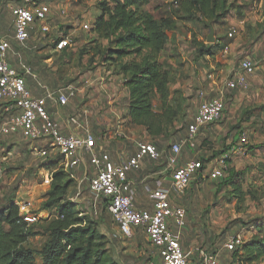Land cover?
Listing matches in <instances>:
<instances>
[{
    "label": "rangeland",
    "instance_id": "1",
    "mask_svg": "<svg viewBox=\"0 0 264 264\" xmlns=\"http://www.w3.org/2000/svg\"><path fill=\"white\" fill-rule=\"evenodd\" d=\"M97 1L50 0L54 12L51 32L45 36L33 35L21 47L12 40L14 27L10 4L13 0H0V39L6 37L12 42L13 52L19 54L14 57L15 64L21 59L28 66L32 74L27 76L32 84L36 86V83H40L52 89L72 85L80 100L76 101V97L74 100L70 99L68 112L79 115L81 111H86L88 115L85 117L82 112V120L87 125L103 129L107 125L115 126L117 122L125 124L127 96L122 75H117L110 64H102L101 56L97 53L98 45L105 46L107 42L98 39L90 29L83 31L78 25V22L91 24L100 14ZM217 1L219 7L211 20L202 17L199 12L187 14L182 9L178 11L180 0H146L142 7L155 17H177V27L170 40L180 37L178 46L185 61L180 64L182 67L177 68L175 65L180 60L176 58L177 62L166 66L172 74L170 89L178 90L180 98H186V101H181L187 107V113L176 121V127H180L183 122L188 125L195 104L206 99L207 95L196 98L197 90L199 93L208 87L210 79L205 76L214 75L218 79L222 77L225 86L233 79L243 57L259 63L255 73L247 80L248 87L235 89L224 98L225 109L216 121L222 130L216 129L209 138L200 142L199 149L204 151V155L198 157V160L206 163L225 153L237 143L243 132L247 134L245 151L226 159L223 178L213 180L204 173L201 176L195 175L183 193L169 188L173 195L172 202L181 205L186 212V224L181 230V245L184 249H194L193 252L197 248L208 251L223 249V242L232 235L241 234L245 242L257 233L258 228L264 227V62L259 61L264 51V0ZM59 4L66 9L65 17L57 14ZM75 20L77 24L72 23ZM211 28L213 41L209 42L207 37ZM229 33L232 37L228 36ZM66 34L71 39L66 50L54 51L53 41ZM169 44L172 45L170 42ZM226 45H229L227 51L224 49ZM208 48L211 52L209 54L206 52ZM167 51L168 49L165 55L170 52ZM185 70L191 71V77L195 75L196 78H190L188 74L184 76ZM199 72L200 80L197 79ZM184 89L191 91L189 95H184ZM186 127L184 131L187 130ZM144 131L146 133L145 129ZM134 135L137 136V141L154 144L161 152V157L153 162L156 170L161 171L158 175L160 185L167 188L163 177L171 176L172 172L167 166L166 156L170 153L171 144L180 140L176 137L178 131H171L166 137L155 140H151L140 129ZM39 145L19 137L8 143V154L0 158V211L8 204L29 202L31 212L38 218L34 229L40 230L43 226L41 220L49 218L48 211L42 210L41 206L47 198L45 194L52 171L62 169L70 176H75L69 197L76 202L78 210L96 220L98 226L103 223L108 226L113 224L116 230V223L107 212L104 202H94L88 182L82 183L81 195L77 197L75 186L79 174L68 172L64 157L53 150L46 156L39 155ZM188 153L187 143H182L177 159ZM132 235L131 238L122 235L120 244L127 252L144 251L143 257L138 258L142 263L143 259L153 255L155 249L147 242L143 231L134 230ZM46 238L40 233L30 236L25 244L33 251L35 264L42 261L41 250ZM134 238H137L138 245L135 241L132 242ZM224 253L223 264H238L233 262L231 253ZM191 263L197 262L189 258L188 264Z\"/></svg>",
    "mask_w": 264,
    "mask_h": 264
},
{
    "label": "built area",
    "instance_id": "2",
    "mask_svg": "<svg viewBox=\"0 0 264 264\" xmlns=\"http://www.w3.org/2000/svg\"><path fill=\"white\" fill-rule=\"evenodd\" d=\"M12 24L14 27L13 39L21 47L33 35L45 36L51 32V19L54 17L52 5L49 0H14L10 5ZM57 14L65 17L67 14L63 5L58 6ZM72 23L77 24V20ZM83 31L91 28L89 22L79 23ZM229 37L232 34L229 33ZM69 36L61 35L53 41L54 51H62L69 45ZM224 49L227 51L229 45ZM13 52L9 39H0V158L9 152L8 143L16 137L33 143H39V155L46 156L49 151L56 152L66 161L74 158L79 153L89 154V164L93 166L94 174L88 180L89 192L93 194L96 203L102 200L107 212L112 216L119 233L131 238L135 229L143 231L151 246L156 249L159 261H149L148 264H188L192 254L181 245V230L186 224L185 209L173 203L170 199V190L159 184L151 192L152 210L138 209L134 205L135 192L128 179V174L138 170L145 157L158 160L161 152L151 143L138 142L136 151L132 155L115 162L109 153L94 151L95 137L93 133L85 130L83 134H64L58 123L52 118L47 108L49 101H55L61 106L67 105L70 98L76 95L72 85L46 90L42 97H36L26 85V75L32 74L24 63H19L21 72L14 68L9 61ZM259 61L264 62V51ZM259 63L249 57L239 61L233 79L229 81L220 95L210 99H202L197 105L192 122L187 125L188 137L193 140L201 129L215 124L220 119L225 109V90L239 87H248V77L252 76ZM199 96L204 98L205 91H200ZM185 141H175L170 146V153L166 156L167 166L172 172L173 190L183 193L195 175L204 173L210 179L216 180L225 175L226 159L242 154L247 143V134L243 132L237 143L228 151L215 159L202 163L195 159L178 163L177 155ZM6 158V157H5ZM76 190V196H80ZM71 199V198H70ZM73 200V199H71ZM18 206L19 216L27 224L38 221L31 212L30 203H15ZM243 242L241 234L229 236L222 244L223 249L232 251L238 249ZM197 264H220L219 255L204 248H197Z\"/></svg>",
    "mask_w": 264,
    "mask_h": 264
},
{
    "label": "trees",
    "instance_id": "3",
    "mask_svg": "<svg viewBox=\"0 0 264 264\" xmlns=\"http://www.w3.org/2000/svg\"><path fill=\"white\" fill-rule=\"evenodd\" d=\"M96 4L100 14L91 22L90 30L107 42L97 49L102 64H110L123 77L128 123L143 127L151 140L164 138L171 131L183 132L187 124L176 127L175 123L187 113L181 101L186 98L170 89L172 74L161 59L177 27V17H155L144 11L146 0H98ZM180 5L178 11L199 12L211 20L219 1L180 0ZM206 52L211 53L209 48ZM74 177L62 169L52 171L47 198L41 206L49 218L41 220L40 230L34 229L36 223L23 221L14 203L0 211V264H35L33 251L25 244L30 236L40 233L47 238L39 264H119L97 221L83 215L70 199ZM256 232L230 251L233 262L264 264V227Z\"/></svg>",
    "mask_w": 264,
    "mask_h": 264
},
{
    "label": "crops",
    "instance_id": "4",
    "mask_svg": "<svg viewBox=\"0 0 264 264\" xmlns=\"http://www.w3.org/2000/svg\"><path fill=\"white\" fill-rule=\"evenodd\" d=\"M142 9L144 11L148 12L145 8H142ZM12 19H13V17H12ZM179 39H180V37H176V38H174V40H169L167 43L168 45H167L166 49H168V51H170V52H169V54L165 55V53H166V50H165L163 53V56L161 57L162 60L167 59V61L166 60L165 61L167 63H170V64H172V62H174V63L177 62V60L179 59L180 61H178V63L175 65V66H177V68L182 67L180 64H182L185 61L184 60L185 57L183 55H181L182 51L178 46L179 45L178 44ZM12 40H14L13 37H12ZM169 42L172 45H170ZM10 43L12 44L11 41H10ZM168 51H167V53H168ZM17 55L19 56V54H17ZM14 57H15V54H13V53H11V55H9L10 64L14 68H16L17 70H19L21 72L22 69H20L19 63L20 62L22 63V60L18 59L19 60L18 63L15 64L16 59ZM176 58H177V60H176ZM184 67H185V64H184L183 68ZM186 67H187V65H186ZM190 72L188 70H185L184 76L186 74H188L190 76V78H196L195 75H193L191 77ZM200 76H201V74L199 72V74H197L198 80H200ZM205 77L208 80L210 79V82L207 83L208 87H207V89H205V93L207 95L206 99H210V98H213L215 96L220 95L221 92L224 90V88H226L223 84L224 81H223L222 77H220V79H218L217 77L215 78L214 75H208ZM25 78H26V85H27L28 89L31 90L32 94L36 97L44 96L46 94L47 89H49V90L55 89V88L52 89V88L47 87V86H42L40 83H36L37 85L35 86L34 84H32L30 82L27 75ZM235 89H239V87H235V88L225 90V97H228V94H231V92L233 93V91ZM125 90H126L125 95L127 96V94H128L127 89L125 88ZM184 90H185L184 95L185 96L189 95L188 93L190 90L189 89H184ZM198 91L199 90H197V92ZM197 92H196V98L199 99L200 96H199V93H197ZM75 97H76V101L80 100L77 97V95L70 98V99L74 100ZM69 101H68V103H69ZM68 103H67V105L69 106L70 103L69 104ZM67 105L61 106V105L57 104L55 101H49V100L47 103V108L50 111L52 118L58 123L60 130L64 134H67V135L70 133L83 134L85 130L90 131L91 133H93V135L95 137L94 151H105V152L109 153L111 159L115 162H118L119 160L125 158L126 156L132 155V153H134L136 151L137 143L139 142L136 140L137 136L134 135L136 130L140 129L143 134H146L144 129L141 126L130 125L128 123L129 118L126 115V113H127V108H126L127 106L126 105H125L126 112L124 114V117H125L124 121H126L125 124H120L119 122H117L115 126L113 124L111 126L107 125V127L104 126L103 129L94 127L93 125L92 126L87 125L82 120V118H83L82 112H84L85 117L88 115V113L86 111H81V113H79V115H77L76 113L68 112ZM194 107H195L194 111L192 112V115L190 117L188 124H190L192 122V118L194 116V113L197 110V103L195 104ZM110 109L112 111L114 110L113 107H110ZM115 112H116V110H115ZM216 129L219 131L222 130V127L217 122L213 125L201 127V129L197 133V138L195 137V139H193V140H186L188 137V128L184 132L178 133V135L176 137H179V138L183 137V136L185 137V135H186L185 138H182L179 141L187 142L188 143L187 144L188 150H189L188 155L182 156L178 160V163L182 164L186 161L195 160V159H198V157L203 156L204 151L202 149H199L200 142H202V140H204L205 138H209L214 132H216ZM144 136L147 137L146 135H144ZM153 161H156V160H153ZM153 161L150 160L148 157H145L141 163L140 168L138 170H135V171L133 170L132 172H130L128 174V179H129L130 183L132 184V187L134 188V192H135L134 205L138 209L149 210V211L152 210L153 199H152V194H151L152 192L151 191L154 188H156L157 186H159L160 183L158 180V175L161 173V171L156 170L157 168L154 167ZM66 162L67 163L65 164V166L68 168L67 169L68 172H70V173L71 172H77L79 174V175H77L78 176V183L75 186V191L78 189L81 191L82 183H84L85 181L88 182L90 177L94 174L93 166L91 164H89V154L79 153V154H77L76 157L71 158ZM155 178H157V179L153 180ZM163 182L167 186L168 189L169 188L173 189V179L171 176H164ZM170 199H171V201L173 200V195L171 194V192H170ZM98 229L103 235H105L107 237L108 246L111 249L112 256H114L116 258V260L118 261L119 264H148L149 261H154V262L159 261V256L157 255V252L155 249V251H153L152 256L147 257L146 259H143L142 263H140L138 258L140 256L143 257L144 251L127 252L126 249L122 248L119 239H121L123 236L118 235V234H120L119 230H118V228L115 230L113 224L108 226L105 223H103V224H100L98 226ZM135 230H140V229H135ZM114 231L116 232L117 235L115 234ZM134 241L136 242V245H138L137 238H134L132 240V242H134ZM147 242L150 243L149 240H147ZM141 249H142V247H141ZM185 250L190 251L192 254L191 259L194 260L195 262H197L196 261L197 260V254H196V252H193L194 249L189 248V249H185ZM209 251L214 252V253L219 255L220 264H223L222 259L224 260V257H225L224 252L230 253V251H226L225 249L224 250L223 249H218V250L211 249ZM191 264H193V263H191Z\"/></svg>",
    "mask_w": 264,
    "mask_h": 264
},
{
    "label": "water",
    "instance_id": "5",
    "mask_svg": "<svg viewBox=\"0 0 264 264\" xmlns=\"http://www.w3.org/2000/svg\"><path fill=\"white\" fill-rule=\"evenodd\" d=\"M207 41L212 42L213 41V29L211 28L210 33L208 34Z\"/></svg>",
    "mask_w": 264,
    "mask_h": 264
}]
</instances>
